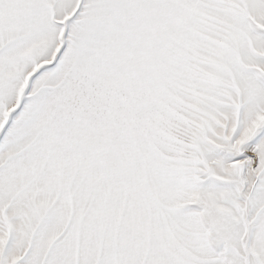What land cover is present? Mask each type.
<instances>
[{
  "label": "snow or ice",
  "instance_id": "obj_1",
  "mask_svg": "<svg viewBox=\"0 0 264 264\" xmlns=\"http://www.w3.org/2000/svg\"><path fill=\"white\" fill-rule=\"evenodd\" d=\"M0 264H264V0H0Z\"/></svg>",
  "mask_w": 264,
  "mask_h": 264
}]
</instances>
